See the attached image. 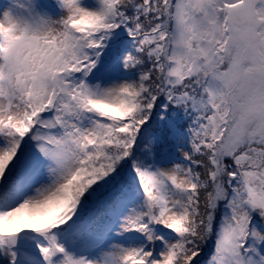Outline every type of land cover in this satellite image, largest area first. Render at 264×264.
I'll use <instances>...</instances> for the list:
<instances>
[{
	"label": "snow or ice",
	"instance_id": "1",
	"mask_svg": "<svg viewBox=\"0 0 264 264\" xmlns=\"http://www.w3.org/2000/svg\"><path fill=\"white\" fill-rule=\"evenodd\" d=\"M0 264H264V0H0Z\"/></svg>",
	"mask_w": 264,
	"mask_h": 264
}]
</instances>
